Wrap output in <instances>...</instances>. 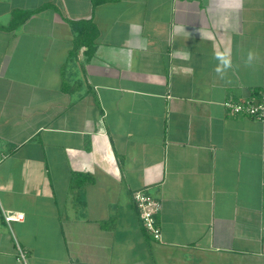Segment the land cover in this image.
Returning <instances> with one entry per match:
<instances>
[{"label":"crops","instance_id":"0c3cea01","mask_svg":"<svg viewBox=\"0 0 264 264\" xmlns=\"http://www.w3.org/2000/svg\"><path fill=\"white\" fill-rule=\"evenodd\" d=\"M230 99L264 102V0H0V264H264V118Z\"/></svg>","mask_w":264,"mask_h":264},{"label":"built area","instance_id":"2783aa9c","mask_svg":"<svg viewBox=\"0 0 264 264\" xmlns=\"http://www.w3.org/2000/svg\"><path fill=\"white\" fill-rule=\"evenodd\" d=\"M225 106L234 114H247L259 119L264 118V102L257 103L254 99L246 100L245 102H235L230 99L225 103ZM134 202L138 208L139 215L143 226L156 239H161V230L157 223V216L162 211V202L152 196L147 188L139 189L133 194ZM3 216L5 222L10 226L12 222L23 221L25 214L4 210ZM19 261L22 264H27L26 253L18 246Z\"/></svg>","mask_w":264,"mask_h":264},{"label":"clouds","instance_id":"9594fccd","mask_svg":"<svg viewBox=\"0 0 264 264\" xmlns=\"http://www.w3.org/2000/svg\"><path fill=\"white\" fill-rule=\"evenodd\" d=\"M215 58L220 61L221 64H223L225 67L231 66V60L229 56L226 54L225 51H217L215 53ZM257 58L256 53L253 51H249L247 55V61L246 63L251 66L252 62ZM219 67L217 68V71H219Z\"/></svg>","mask_w":264,"mask_h":264},{"label":"trees","instance_id":"16d2710c","mask_svg":"<svg viewBox=\"0 0 264 264\" xmlns=\"http://www.w3.org/2000/svg\"><path fill=\"white\" fill-rule=\"evenodd\" d=\"M85 26H87V24H86ZM89 32H90V31H89ZM86 35H87V32H86V34L84 35L83 39H85ZM79 43H81V39H80V42H78V44H77V49L79 48Z\"/></svg>","mask_w":264,"mask_h":264}]
</instances>
